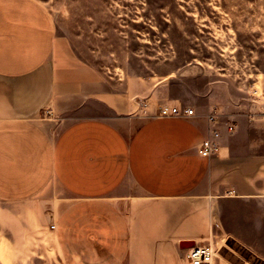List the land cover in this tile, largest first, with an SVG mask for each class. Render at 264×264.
<instances>
[{
    "label": "crops",
    "instance_id": "0c3cea01",
    "mask_svg": "<svg viewBox=\"0 0 264 264\" xmlns=\"http://www.w3.org/2000/svg\"><path fill=\"white\" fill-rule=\"evenodd\" d=\"M257 76L261 91L228 119L215 105L161 116L181 98L82 59L39 0H0V202L35 207L52 249L79 250L82 264H188L183 240L214 245L211 264H235L222 253L232 242L264 261ZM214 106L219 147L203 156Z\"/></svg>",
    "mask_w": 264,
    "mask_h": 264
},
{
    "label": "rangeland",
    "instance_id": "374dc122",
    "mask_svg": "<svg viewBox=\"0 0 264 264\" xmlns=\"http://www.w3.org/2000/svg\"><path fill=\"white\" fill-rule=\"evenodd\" d=\"M39 1L82 59L155 96L215 105L228 119L261 91L264 0ZM27 207L0 202V264H68L69 255L82 264L84 257L72 255L79 250L52 249L40 211ZM4 231L12 238L6 241ZM231 245L222 253L233 263L264 264Z\"/></svg>",
    "mask_w": 264,
    "mask_h": 264
},
{
    "label": "built area",
    "instance_id": "2783aa9c",
    "mask_svg": "<svg viewBox=\"0 0 264 264\" xmlns=\"http://www.w3.org/2000/svg\"><path fill=\"white\" fill-rule=\"evenodd\" d=\"M259 89L254 90V94H258ZM197 112L192 106L163 104L159 108L161 116H192ZM207 119L211 128L210 134L203 140L199 146V153L203 156H211L217 152L219 144L218 138L221 137L222 119L221 113L217 107H212L207 114ZM230 132L235 130V124H227ZM52 227H55L52 224ZM186 260L188 264H211L217 254V248L212 244H195L186 248Z\"/></svg>",
    "mask_w": 264,
    "mask_h": 264
},
{
    "label": "water",
    "instance_id": "95a60500",
    "mask_svg": "<svg viewBox=\"0 0 264 264\" xmlns=\"http://www.w3.org/2000/svg\"><path fill=\"white\" fill-rule=\"evenodd\" d=\"M195 245V241L194 240H183L180 242V247L181 248H189L191 246Z\"/></svg>",
    "mask_w": 264,
    "mask_h": 264
}]
</instances>
